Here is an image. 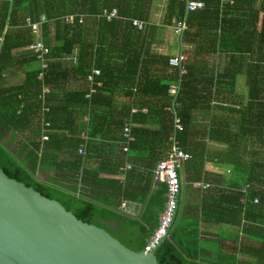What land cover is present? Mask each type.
<instances>
[{"label": "trees", "instance_id": "1", "mask_svg": "<svg viewBox=\"0 0 264 264\" xmlns=\"http://www.w3.org/2000/svg\"><path fill=\"white\" fill-rule=\"evenodd\" d=\"M67 1L15 0L10 3L9 0H0V34H3L0 77L4 70L13 66V60H16L14 50L28 48L36 39L31 27L25 24L27 15L33 21L41 13L48 18L65 13L88 15L83 22L77 18L72 24L57 19V35L50 46V61L44 76V81L55 85L66 80L69 70L61 58L74 51L77 44L80 45L82 36L86 42L83 40L85 44L79 47L74 70L79 71L81 64L83 77H87L90 73L88 56L94 42H99L100 46L106 45L108 33L113 31L112 36L116 37L124 27V31H127L121 32L137 38L131 48L137 52L132 60V76H129L136 89H130L129 95L134 96L135 100L142 99V94L161 100L157 108L153 105L155 110L150 104L145 105L149 107V114L163 115L169 147L174 120L171 111L165 107L172 102L169 87L177 81L179 68L172 67L166 78L144 71L146 59L140 60L139 55L141 51L148 50L143 47L148 29H145V25V28L139 29L131 21L123 20L133 17L148 20L152 0H70L74 7L61 8V2ZM202 1L203 7L188 11L187 0H169L166 11L168 23L173 24V19L186 23L182 34H178L182 40L196 45L191 57L183 63L186 72L181 76L176 96L179 102L176 113L183 124V130L177 132L176 138H179L182 148L191 154V158L183 162L181 172L187 181L199 179L204 160L209 158L204 150H195L188 145V135L191 109L197 107L200 101L214 99L217 104L230 101L229 106H216L228 110L234 119L233 122L217 120L213 123L212 137L227 142L229 148L224 152H215L212 157L217 163L230 165L233 174L229 188L215 185L205 191L198 206L199 213L195 216L188 217L185 212L180 214L178 211L173 234L157 250V259L159 264H264V0ZM112 8H117L121 17L108 21L99 16L103 9ZM95 14L100 18L97 19ZM48 29L50 25L44 23L45 38ZM85 35L89 36L88 41ZM46 42L50 44L48 38ZM164 63L169 67V58ZM97 66L101 68L97 79L102 81V86L92 95V104L112 99V95L104 93L112 75L106 68ZM38 72V69H29L24 82L18 86L4 88L0 83V167L10 177L58 200L81 220L105 228L126 246L134 250L144 248L165 209L167 185L156 181L147 193L149 187L146 184L141 195H134L132 187L125 180L116 183V197L121 200L94 194V188L101 183L98 171L82 168V164L91 158L94 149L102 150L103 144L95 138L100 122L105 120L101 118L103 114L93 107L86 124L89 137L85 139L79 135V129H71L63 124L66 109L61 105H51L52 95L48 94L49 110L45 112V120L50 123V127H47L50 130L48 139L40 140L38 129L36 136L21 138L19 134L32 126L41 109L39 94L42 82L37 77ZM239 79L242 83H239ZM86 90L72 92L79 96L84 106L89 101L84 97ZM130 109L131 106L124 113L125 117ZM54 113L56 116H53ZM68 113L70 115V111ZM124 122V119L115 122L120 129L115 139L121 143L117 147L122 153L118 166L125 154L136 150L141 132L132 128L135 138L129 144V151L124 152ZM106 123H110L109 119ZM63 129L69 131L70 137L60 132ZM65 140L69 141L72 155L69 161L60 159L61 145ZM83 143L86 144V153H77ZM38 170H54L55 175L42 178ZM135 172L136 167L130 169L127 178ZM247 183L250 184L247 199L242 201L245 193L241 188ZM255 197L258 202L254 201ZM126 199L142 203L139 215L129 214L120 207ZM209 228L215 231L207 232Z\"/></svg>", "mask_w": 264, "mask_h": 264}, {"label": "crops", "instance_id": "2", "mask_svg": "<svg viewBox=\"0 0 264 264\" xmlns=\"http://www.w3.org/2000/svg\"><path fill=\"white\" fill-rule=\"evenodd\" d=\"M13 1L15 0H9L10 3H12ZM168 1L169 0H152L148 20H142L145 22V27L147 28H145L144 26L143 27L145 29H148L147 37L143 41V47L148 50L141 51L139 55L140 60L146 59V62L144 63L146 69H144V71L147 70V72L150 74H161L163 75L162 77L165 76V78L166 76L168 77L169 73L173 69L172 67H177L170 64L169 67H166L164 63L165 59L179 55L181 52L186 53L187 57L189 58L191 57V54L194 52L196 47L194 43L183 41L182 38L177 33H175L172 24L167 22L166 11ZM61 3L63 4L61 8H64V6H67L69 8L74 7L72 6V2L70 0ZM96 14L95 17L99 19L100 17H97ZM70 15H75V21L80 16L83 17L84 21V19L88 16L87 14L83 13H65L64 15L61 14V16L58 17L48 18L45 14L41 13L40 15L36 16L38 18L34 21L28 15L25 16L24 21L25 24L31 27V25H29L27 21V18H30L32 22L38 25V29L36 31L31 27L32 31L36 35L35 41H43L50 48L51 44L55 42L54 40L57 35V19H62L64 22L69 23L67 17ZM131 19L132 18H126L123 20H128L132 23ZM44 23H48L50 25V29H48L47 32V38L50 40V44L46 42L47 38L44 37ZM132 25L136 26L133 23ZM121 31H124V27L120 29L116 37L112 36L114 34L113 31H111L112 33L109 32L106 37V45L103 44L102 46H100L99 42L95 41L93 44V50L88 56L87 67L89 72H91L93 67H97L101 70V68L97 66L100 65L103 68H106V71H108L112 75L110 76V83L107 84V90L104 91V93H106L107 95H112V99H107L105 101L100 100L98 101V103L92 104V95L97 92L99 87L102 86V81L100 80L101 83L95 85V91L90 93L91 83L87 79V77H83L81 64L78 67L79 71L74 70V65H76V57L79 55V47H82L85 44L84 42H86V40H84V37L82 36L80 45L77 44L74 48V51L67 53V55H64L61 58L64 64H67V68H69L68 74L67 76H65L67 77L66 80L62 81L59 85L50 84L44 80H40L42 82L41 92L39 94L41 109L35 116L34 121L32 122V126L29 129L25 130L23 133L19 134L21 138L27 139L29 137L36 136L35 133L38 129L41 133V137L39 139L42 141L47 140L43 139L42 135L44 131L49 129L47 127H50V123L45 120V112L49 110V106L46 100V96L48 94L52 95L50 96L51 105H61V107H64V109H66V116L63 117L62 120L63 124L71 129H79L80 136L88 134L86 132V124L89 120L91 107H93L96 112L102 113L103 117L101 118H103V120L105 121L102 123L100 122V125L98 127L99 132L95 138L96 141L103 144L100 148L102 150H96L97 148L95 147L96 149H94V154H92L90 159H86V161H84V163L82 164V168L84 166L92 172L98 171V177L99 179H101V185L99 184V186H96V188H94V194L108 196L107 198L115 200L122 199L120 197H116V183L120 184V182L125 180L129 183V186L132 187V194L141 195V192L144 191V186L146 184L149 187L147 191L148 193L155 186L156 182L153 179L151 173L154 164L158 159L163 158L167 155L171 145L170 143L168 147V143L166 142V133L164 131V124L166 121L165 119H163V115L159 113L155 114L154 112H151V114H149V107L148 105H145V103H148L151 106L155 105V107L157 108L158 103H160L161 100L148 94V96L145 97V95H143L142 93V99L138 98V100H135L134 96L132 97L129 95L128 91H130V89L133 88L134 91L136 89V85L132 84L129 81V76H132V60L135 58L136 55L134 54L137 52L131 50V48L133 42L136 41L137 38L124 33L127 30H125L124 32ZM0 35L3 36L2 33ZM85 36L87 37V35ZM89 39L90 38L88 36L87 41ZM80 51H83L82 53L85 52L84 50ZM13 54L16 58V60H13V66L4 70L2 76L0 77V83L4 88L22 84L26 78L27 71L29 69H38V71H40L41 63L43 62L29 47L17 48L14 50ZM48 54L45 55L44 61L49 64L50 59L48 58ZM211 62L212 61H210V63ZM185 72H181L179 69L177 81L173 83L180 84L181 76ZM63 73H67V71H63ZM209 75L210 72L208 73V76ZM97 78L98 76L96 77V79ZM239 83H242L241 79H239ZM44 86L49 88L47 92H43ZM85 89L87 90L84 97H86L89 101L87 105L84 106L82 103H80L79 96H77V94L73 95L72 92L83 91ZM67 94L69 95L68 97H66ZM177 105H179V102H177L176 105L172 106L171 109L169 108L170 106L165 107V109L171 111L173 120L174 113H176L173 111H176ZM216 105L229 106L231 105V102L223 101L217 104L214 99H211V101H200L197 107L191 109L188 145H190V147L195 150H204L209 158L204 160L205 162L203 164V169L201 170L199 179H195L192 181L185 180L184 174L181 172L182 166L180 168V175H182L184 179V185L182 187L180 196L182 198V204L179 208V211L180 214L185 212L188 217L193 215L195 216L197 213H199L198 206L200 204L201 197H203L205 191H207L209 188L215 185L229 188L231 185V177L233 174L232 167L228 164L217 163L212 157L217 151H227V149L229 148V144L221 139L212 137V128L214 125L213 123L217 120L233 122L234 118H232L233 116L231 117V114L228 110L219 108ZM130 106V112L125 117L124 113ZM68 111H70V115ZM109 113L111 115L110 117ZM53 116H56V113H54ZM108 119L110 121L109 124L106 123ZM122 119H124L125 122L128 119H131L132 128H137L141 132L140 134H138L139 142L136 150L125 154L123 162L118 166L117 164L122 160V153L117 147L120 142H117L115 139V136L120 132V129L117 125H115V122L122 121ZM59 121L61 120L59 119ZM48 131L46 133H48ZM178 131L180 132L181 130H177L176 135ZM60 132L65 134L66 137H70L68 136L69 131L67 129H63ZM173 132L174 127L172 133ZM177 141L181 146V142L178 137ZM60 151H62V154L60 155L61 160L69 161L70 158L72 159V155H70L71 150L68 140H65L64 143H62ZM77 153H79L78 149ZM127 162L132 165L131 168L121 170V167H123ZM133 167H136V172L134 173V175L128 176L127 178L128 171ZM38 174L42 178H47L54 176L55 171L38 170ZM66 180L67 179H65V181ZM197 180L209 182L211 183V185L208 188L196 187L192 184V182ZM245 185L250 186V184L248 183ZM245 185H243V187ZM243 197H246V194ZM126 201L132 200H124V202ZM208 231L214 232L215 230L209 228L207 229V232Z\"/></svg>", "mask_w": 264, "mask_h": 264}, {"label": "water", "instance_id": "3", "mask_svg": "<svg viewBox=\"0 0 264 264\" xmlns=\"http://www.w3.org/2000/svg\"><path fill=\"white\" fill-rule=\"evenodd\" d=\"M179 180L168 226L146 251L126 246L0 167V264H159L157 250L177 223L182 175ZM123 210L139 215L141 203L126 201Z\"/></svg>", "mask_w": 264, "mask_h": 264}, {"label": "built area", "instance_id": "4", "mask_svg": "<svg viewBox=\"0 0 264 264\" xmlns=\"http://www.w3.org/2000/svg\"><path fill=\"white\" fill-rule=\"evenodd\" d=\"M204 6V2L202 0H187V10L192 11L198 8H201ZM99 16L104 17L105 19L112 20L113 18L121 17V15L118 12L117 8L112 9H103ZM75 15H70L67 17V20L69 23L75 22ZM132 23L136 25L139 28H142L145 25V22L137 19L132 18ZM27 21L29 25L33 28V30L38 29V25L30 20V18H27ZM79 22L83 21V17L80 16L78 18ZM172 27L177 34H182L184 29L186 28V23L184 21H176L173 19ZM3 41V36L0 35V50H1V44ZM29 48L33 50L36 53V56L43 61L41 63V69L38 73V79L43 81L44 76L48 67V63L44 61L45 55L50 52V48L43 42V41H35L33 42ZM187 55L184 52H181L179 55L169 57V64L173 66L179 67L181 72H185V67L183 63L187 60ZM101 74V70L97 67H93L91 72L88 74L87 79L91 83L90 93L95 91V85L101 83L100 81H97L96 77ZM180 84L173 83L169 87V93L171 96H173L172 102L170 104V109L172 106L177 104L176 96L179 92ZM49 90L48 87L44 86L43 92H47ZM176 112V111H173ZM174 132L170 136V149L165 157L162 159H159L154 168H153V179L155 181H161L164 182L167 185V202L164 211L160 215V222L158 227L154 230L153 234L148 238L147 244L144 247V249L147 251L149 250L158 240L159 237H161L164 232L165 228L168 226L171 211L174 205V197L175 192L177 191L179 187V178H180V168L183 164V162L191 157V154L184 150L177 141L176 138V131L182 130L183 124L180 120V118L177 116V113H174ZM48 130L44 131L42 138L48 139V134L46 133ZM85 139H87L88 134H85L83 136ZM134 140V135L132 133V120L128 119L124 126H123V151L127 152L129 150V144L131 141ZM79 153L85 154L86 152V144L83 143L79 149ZM176 162L178 163L177 166H175ZM130 163H126L123 167H121V170H125L128 168H131ZM192 184L196 187L201 188H208L211 183L206 181H193ZM249 185H245L242 190L246 194ZM247 197H242V201H246ZM255 202H258V198L255 197ZM125 202L121 203V207L124 208Z\"/></svg>", "mask_w": 264, "mask_h": 264}, {"label": "rangeland", "instance_id": "5", "mask_svg": "<svg viewBox=\"0 0 264 264\" xmlns=\"http://www.w3.org/2000/svg\"><path fill=\"white\" fill-rule=\"evenodd\" d=\"M258 2V1H257Z\"/></svg>", "mask_w": 264, "mask_h": 264}]
</instances>
